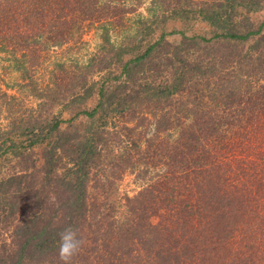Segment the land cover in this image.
<instances>
[{
    "label": "trees",
    "instance_id": "trees-1",
    "mask_svg": "<svg viewBox=\"0 0 264 264\" xmlns=\"http://www.w3.org/2000/svg\"><path fill=\"white\" fill-rule=\"evenodd\" d=\"M263 12L0 0V264H264Z\"/></svg>",
    "mask_w": 264,
    "mask_h": 264
},
{
    "label": "clouds",
    "instance_id": "clouds-1",
    "mask_svg": "<svg viewBox=\"0 0 264 264\" xmlns=\"http://www.w3.org/2000/svg\"><path fill=\"white\" fill-rule=\"evenodd\" d=\"M59 237L58 258L62 264H72L73 258L84 246L85 239L72 227L65 228L59 233Z\"/></svg>",
    "mask_w": 264,
    "mask_h": 264
},
{
    "label": "rangeland",
    "instance_id": "rangeland-1",
    "mask_svg": "<svg viewBox=\"0 0 264 264\" xmlns=\"http://www.w3.org/2000/svg\"><path fill=\"white\" fill-rule=\"evenodd\" d=\"M259 15H260L261 18H263L264 17V12L263 13H259ZM206 30H207V26L204 25V24H202V23H200V24H196L194 26V31L193 32L190 31V32H187V33L188 34L197 33V34H205V35H208V33H206ZM169 38L172 39V40H178L179 39V36L178 35H173V36H171ZM93 42H95V40ZM77 54L78 55H83V52L80 51L79 53H75V54L69 53V55L71 57H73V56H75ZM35 152L37 153V155H39V153H40L39 148H36L35 149ZM16 158H17V155H14V154L6 155L4 157V159H3L2 165H4L6 169L9 167L10 170H13V168H15L14 162L16 161ZM123 182H124V184H126V183L128 184L129 179L126 178ZM130 187H132V185H130Z\"/></svg>",
    "mask_w": 264,
    "mask_h": 264
}]
</instances>
